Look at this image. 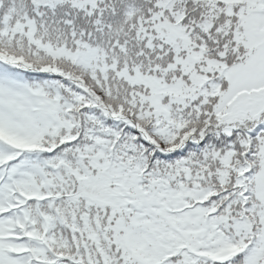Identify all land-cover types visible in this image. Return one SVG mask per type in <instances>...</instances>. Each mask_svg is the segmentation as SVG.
I'll use <instances>...</instances> for the list:
<instances>
[{
	"label": "snow or ice",
	"instance_id": "6c2138e0",
	"mask_svg": "<svg viewBox=\"0 0 264 264\" xmlns=\"http://www.w3.org/2000/svg\"><path fill=\"white\" fill-rule=\"evenodd\" d=\"M0 264H264V0H0Z\"/></svg>",
	"mask_w": 264,
	"mask_h": 264
}]
</instances>
